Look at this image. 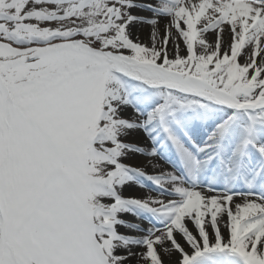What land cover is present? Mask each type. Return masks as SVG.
<instances>
[{
  "label": "snow or ice",
  "instance_id": "obj_1",
  "mask_svg": "<svg viewBox=\"0 0 264 264\" xmlns=\"http://www.w3.org/2000/svg\"><path fill=\"white\" fill-rule=\"evenodd\" d=\"M0 264H264V0H0Z\"/></svg>",
  "mask_w": 264,
  "mask_h": 264
},
{
  "label": "bare ground",
  "instance_id": "obj_2",
  "mask_svg": "<svg viewBox=\"0 0 264 264\" xmlns=\"http://www.w3.org/2000/svg\"><path fill=\"white\" fill-rule=\"evenodd\" d=\"M141 38L142 39H147L148 38V31H147V26H144V28L141 30ZM165 261H167V257H164Z\"/></svg>",
  "mask_w": 264,
  "mask_h": 264
},
{
  "label": "rangeland",
  "instance_id": "obj_3",
  "mask_svg": "<svg viewBox=\"0 0 264 264\" xmlns=\"http://www.w3.org/2000/svg\"><path fill=\"white\" fill-rule=\"evenodd\" d=\"M122 231H123V229H122Z\"/></svg>",
  "mask_w": 264,
  "mask_h": 264
}]
</instances>
